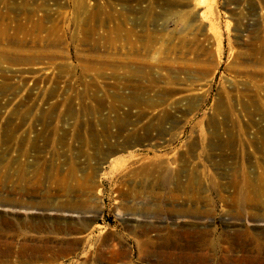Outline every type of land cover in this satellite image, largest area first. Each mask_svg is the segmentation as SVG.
<instances>
[{
	"label": "rangeland",
	"instance_id": "1",
	"mask_svg": "<svg viewBox=\"0 0 264 264\" xmlns=\"http://www.w3.org/2000/svg\"><path fill=\"white\" fill-rule=\"evenodd\" d=\"M0 264H264V0H0Z\"/></svg>",
	"mask_w": 264,
	"mask_h": 264
},
{
	"label": "bare ground",
	"instance_id": "2",
	"mask_svg": "<svg viewBox=\"0 0 264 264\" xmlns=\"http://www.w3.org/2000/svg\"><path fill=\"white\" fill-rule=\"evenodd\" d=\"M157 172H158L157 177L159 179V182L161 180L162 182H166L167 183L168 182V174L169 173L168 172H164V173H162V175L160 177V170H157L155 173H157ZM140 194H141V192H135L134 193V196L137 197ZM158 211L160 212V210H158ZM152 242H153L152 238L146 237V239L143 241V245L144 246H148ZM122 256H124V253L123 252H121V251H114L111 255H109V256H107L105 258V261L108 262V263H115ZM172 256L173 255H169V257H172ZM182 257L189 258V259H193L195 256L194 255H191L189 253H187V254L185 253L184 255H182Z\"/></svg>",
	"mask_w": 264,
	"mask_h": 264
}]
</instances>
